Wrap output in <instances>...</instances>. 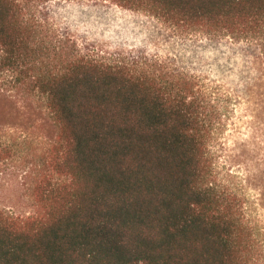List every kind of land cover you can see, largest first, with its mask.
<instances>
[{"label":"trees","instance_id":"1","mask_svg":"<svg viewBox=\"0 0 264 264\" xmlns=\"http://www.w3.org/2000/svg\"><path fill=\"white\" fill-rule=\"evenodd\" d=\"M0 0V264H264V225L218 142L244 106L264 144V0L109 1L179 36L240 47V86L51 26ZM264 207V190L262 193Z\"/></svg>","mask_w":264,"mask_h":264},{"label":"rangeland","instance_id":"2","mask_svg":"<svg viewBox=\"0 0 264 264\" xmlns=\"http://www.w3.org/2000/svg\"><path fill=\"white\" fill-rule=\"evenodd\" d=\"M53 28L76 37L80 43L101 45L112 52H143L172 59L188 72L218 79L237 87L249 75L247 58L240 47L215 45L208 41L182 37L157 19L123 9L109 1L50 0L34 5ZM226 134L218 142L219 162L225 171L237 176L236 183L257 205L264 225V144L250 130L244 106L236 105ZM16 174L0 179V207L16 215L33 211L32 202L17 187Z\"/></svg>","mask_w":264,"mask_h":264}]
</instances>
